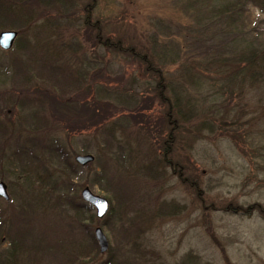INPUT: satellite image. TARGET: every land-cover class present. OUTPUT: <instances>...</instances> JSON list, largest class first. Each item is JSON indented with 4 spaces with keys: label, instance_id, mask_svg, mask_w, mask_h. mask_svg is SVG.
<instances>
[{
    "label": "rangeland",
    "instance_id": "374dc122",
    "mask_svg": "<svg viewBox=\"0 0 264 264\" xmlns=\"http://www.w3.org/2000/svg\"><path fill=\"white\" fill-rule=\"evenodd\" d=\"M66 1L0 0V33L17 32L0 49V263L264 264V86L229 97L219 75H185L264 41V14L247 6L233 30L206 0ZM174 96L182 113L160 101ZM85 188L108 201L101 220ZM96 228L108 250L90 256Z\"/></svg>",
    "mask_w": 264,
    "mask_h": 264
},
{
    "label": "trees",
    "instance_id": "16d2710c",
    "mask_svg": "<svg viewBox=\"0 0 264 264\" xmlns=\"http://www.w3.org/2000/svg\"><path fill=\"white\" fill-rule=\"evenodd\" d=\"M4 1H7V0H4ZM42 1H44V2L48 1L47 3L52 5V6L54 5V3H56L57 5H59V4L61 5V4H64L67 2L66 0H42ZM206 1L207 2L210 1L212 3H215L213 8H212V12H214V14L219 19L224 20L226 22V24H228L230 27L233 28V30H240V27L242 30L244 29V26H243L244 14H243V12H245V9L247 8V6H249V5L255 6L261 11L262 14H264V0H206ZM20 3H22V2H20ZM88 23H89L88 20L85 19L84 25L86 26V28L91 27V28L95 29L96 34H97L95 36V39L97 40L98 45L102 46L105 49L110 48L111 46L118 47L117 45H111L109 43L108 39H103V41H102V38L100 37L101 36V27L99 24L95 23L94 25H91ZM228 25H227V27H228ZM250 35H251V31H250ZM246 36L244 35V37H243L244 39L241 40L242 45H244L243 46L244 49L242 52H240L236 55H232L229 58H224V59L219 58L217 63H215V67H214L215 69L211 72L207 68H203V69L196 68L194 70H193V68H191L188 71H185L186 72L185 75L187 76L188 81L192 84H195L196 86L199 84H201V86H203V85H205L204 83H201V82L194 80L195 76L198 80H202V82H207V81H211V79L209 78V74L219 75L221 77V79L223 78V84H224L223 86H225L223 88L220 87V89L229 90L228 94L226 95L229 97L235 96L234 91H235V88L238 87L239 84L242 85L244 83H249V84H257L260 86H262V85L264 86V41H262V42L258 41V44H254L252 41L247 43V39H246L247 37ZM119 50L121 51V49H119ZM123 53L124 54L125 53L131 54L132 49H129L128 51L125 50V51H123ZM146 70L148 72H153V74L158 76L159 82L157 83L156 88H157V90L159 89L160 93L162 91H164L166 85L164 86L160 82V81H162L161 76H160V71H158L157 69H153V67H152V65H150V63L147 65ZM212 87L215 88V86H212ZM212 87H209V93L214 94L215 92H214V89ZM230 87H232V88H230ZM161 89H162V91H161ZM215 91H216V94H218L219 96H222V94L219 93V90H215ZM54 96H58V93L56 95H50L47 97H51L52 101L53 100L54 101L62 100L60 98L62 96H59L58 98H55ZM210 96L212 97V95H210ZM174 97H175V99L173 102H170V101H172L171 99H163L160 101H161V103H163L164 106H166L167 113H182L181 107H180L181 100L176 96H174ZM69 99L70 100H66L63 103H67V104L71 103L72 105H75V107H76V105L78 103V99L77 100L76 99L73 100V98H69ZM126 99H127L126 100L127 104L134 103V101H133L134 99L132 97H126ZM186 102H188V101H186ZM63 103L59 102L58 104L62 105ZM93 105L98 106L99 103L97 101H94ZM59 108L62 109L63 113H55V114H57L61 118H64L66 116V114H68L67 112L70 111V109L68 107L61 106ZM100 108L105 109V105L100 106ZM135 111L138 112V110H135ZM86 114H88L87 122L90 123V121H91L90 127H92V128L101 127L103 122L105 121V119H110L109 117L102 119L101 118V112L100 113H86ZM135 117L136 116H134V118ZM62 159L56 158L55 162L58 160H62ZM54 164L57 165L59 163L56 162ZM168 164L170 165V163H168ZM59 165H61V164H59ZM61 166L63 168V165H61ZM64 167H65V165H64ZM70 168H73V167L71 165H69V163H67L66 169H62L61 172L66 173L65 171H68L69 175L72 177L71 179H74L75 178L74 176L76 174L74 171H71ZM38 179H39L38 181L41 182V179L40 178H38ZM52 187H53V189L56 188V182L52 183ZM62 187H64V186L63 185L60 186V188H62ZM66 188H67V185H66ZM68 188H70V184H68ZM88 219H92V216H90ZM93 240L96 241L94 236H93ZM94 244H95V246H94V249H95V248H97V245H96L97 242H94ZM95 252H96V249L94 252L92 251V254L90 256H93ZM0 257H2V256H0ZM0 260H1V258H0Z\"/></svg>",
    "mask_w": 264,
    "mask_h": 264
},
{
    "label": "water",
    "instance_id": "95a60500",
    "mask_svg": "<svg viewBox=\"0 0 264 264\" xmlns=\"http://www.w3.org/2000/svg\"><path fill=\"white\" fill-rule=\"evenodd\" d=\"M17 37V32L15 31H5L0 33V49L4 51H9L14 44ZM94 158L91 155L78 156L75 158V162L79 166H85L93 162ZM0 198L8 201V194L6 191V186L0 183ZM81 198L84 202L90 205L95 211V217L101 220L105 217L109 210V203L105 198L93 195L88 188L83 189L81 192ZM94 237L98 244L99 253L103 254L108 250V242L100 228L94 230Z\"/></svg>",
    "mask_w": 264,
    "mask_h": 264
}]
</instances>
